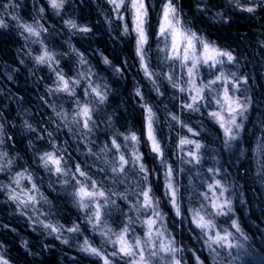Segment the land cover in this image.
Returning a JSON list of instances; mask_svg holds the SVG:
<instances>
[{"label":"trees","instance_id":"1","mask_svg":"<svg viewBox=\"0 0 264 264\" xmlns=\"http://www.w3.org/2000/svg\"><path fill=\"white\" fill-rule=\"evenodd\" d=\"M197 2L179 0L184 16L200 34L233 51L238 57L239 68L229 66L230 70L249 78L248 84L242 85V88H247L246 95L251 98L252 104L247 113L248 118L244 121L245 131L232 148L225 147L222 131L207 116L208 111L214 110V105L208 108L202 105L200 112L181 111L186 94L172 89L166 81L160 82L164 95H156L140 70L133 38L122 35L119 22L112 19L111 6L107 0H70L60 16L53 14L46 0H15L18 5L16 9L0 10L8 24L6 29H0V123L4 125L2 138L5 141L2 150L8 151V158L15 157L12 169L0 172V185L11 183L13 172L28 169L34 180L22 181L21 186L30 188L32 183H36L39 189L33 193L38 203L27 209L18 208L8 200L7 192L0 190V242L11 264H97L94 257L80 251V246L87 238L94 246L103 247L102 238L85 222L84 213L78 209L71 195L72 187L56 183L55 178L50 179L37 162L36 153L38 150L41 153L53 150L55 141L56 147L62 149L61 152L68 158L70 166L81 163L94 179L101 180L112 191L129 189L135 177H129L123 184H115L107 165L97 155L89 154L87 148L91 147L93 153H98L107 139L105 133L114 135L115 130L123 131L125 127L138 133L143 131L144 113L141 104L144 101H138L133 95L136 84L142 88L145 101L157 111L159 138L164 143L165 155L170 163L180 169L190 167L183 162V153L176 146L177 134H186V129L170 121L167 114L173 112L179 114L186 124L200 131L201 135L193 138L206 145L203 167L223 165L226 170V183L232 185L230 191H233L234 218L238 219L244 235L248 237L245 240L237 236L233 240L234 244L239 242L243 247L228 250L233 256L230 264H264V172L261 170L264 156L256 151L257 145L264 140V7L257 8L255 13H247L230 5L228 0H207L203 5L205 12L202 13L195 7ZM153 3L156 5L151 16L154 30L160 0H153ZM242 3H248V0H242ZM41 6L46 9L43 13L39 12ZM9 12L18 16L19 21L12 20ZM218 12L223 13V18L217 16ZM106 18L112 19V23L109 24ZM68 19L87 25L92 31L79 33L68 29L64 24ZM36 22L47 27L48 32H41L39 38L31 39H26V34L21 35L18 23ZM37 39L56 54L61 63L54 67L62 73L78 77L80 72L91 71L94 82L107 84L110 88L108 102L97 113L99 128L87 140L80 130L75 135L70 133L65 127L66 122L56 116L58 111L71 112L75 104L66 94L48 91L49 88H55L56 78L48 66L37 65L33 59L42 48L41 44L34 42ZM151 43L150 63L159 71L165 67L162 63L163 54H157L155 40ZM28 49H31V55ZM73 49L85 54L87 65L79 63V57ZM101 56L108 57L112 66L105 65ZM115 67L125 71L116 73ZM180 75L182 72L177 69V77ZM204 104H209V101H204ZM113 114H118L117 118H113ZM25 120L36 131L25 129ZM49 132L52 133L51 137L48 136ZM37 134L44 139L37 140ZM141 150L145 153V162L158 174L152 177V183L156 195L161 197L160 206L166 216V227L177 243L184 246L186 264H194L189 250L202 256H208L209 253L196 232L189 231L194 227L189 220L175 216L167 198L163 196L162 168L147 147ZM206 176L205 173L202 177H195L194 173L185 174L183 171L177 174L181 191L187 189L184 200L187 207L196 203L189 179L194 178L198 188ZM129 195H132L131 191ZM41 196L48 203L40 199ZM119 203L122 202L118 200ZM25 211L27 215L22 214ZM124 212H127L126 208ZM29 217L57 225L79 223L82 231L79 234L64 231L60 239H56L54 235L48 234L47 229L33 225ZM123 219L124 213L113 206L109 224L118 229ZM136 228L139 233V225ZM63 239H68L69 243H62ZM25 240L27 247L24 246ZM106 250L110 252L111 246ZM220 252L222 260L229 264L224 250Z\"/></svg>","mask_w":264,"mask_h":264},{"label":"snow or ice","instance_id":"2","mask_svg":"<svg viewBox=\"0 0 264 264\" xmlns=\"http://www.w3.org/2000/svg\"><path fill=\"white\" fill-rule=\"evenodd\" d=\"M69 3L70 0H46L48 8L56 16H60ZM107 3L111 6L112 19L119 22L122 35L133 38L140 70L144 78L151 83L156 95H164L160 82L166 81L172 89L186 94V102L181 105V111L200 112L202 105L205 108L214 105V110L208 111L207 116L222 131L225 147L232 148L238 143L245 131L244 121L248 118L247 113L252 101L246 95L247 88H242V85L248 84L249 78L238 75L229 68H239L238 57L233 51L200 34L184 16L179 0H160L154 30L151 25L152 9L156 7L153 0H107ZM206 3L207 0H198L195 7L203 13V5ZM228 3L247 13H255L257 8L264 7V0H248V3H242V0H228ZM17 7L15 0H7L6 3L0 0V10ZM45 11L43 6L39 8L40 13ZM8 14L12 20L19 21L18 16L12 15L11 12ZM217 16L223 18V13L218 12ZM112 19H107V22L111 24ZM64 24L66 28L79 33L92 31L87 25H80L72 19L65 20ZM17 26L22 30V36L26 34V39L39 38L41 32H48V28L38 22L18 23ZM7 27L3 11H0V29ZM154 40L157 42L156 52L158 55L163 54L162 63L165 66L159 71L150 63L151 42ZM34 42L42 45L40 53L33 57L35 63L48 66L56 78L55 88H49L48 91L66 94L75 104L71 112L58 111L57 116L66 123L78 125L81 135L87 140L89 135L99 128L97 113L109 100V86L94 82V74L91 71L80 72L78 77L62 73L54 67L61 63L56 54L50 51L42 40L37 39ZM28 52L31 55V49H28ZM73 52L79 57L81 65L88 64L83 52L77 49H73ZM101 59L105 65L112 66L108 57L101 56ZM177 69L182 72L179 78ZM202 69L211 78L206 79ZM114 70L116 73L125 71L121 67H115ZM132 91L138 101H144L141 104L144 113L143 131L138 133L125 127L123 131L115 130L114 135L105 133L107 139L99 152L93 153L92 149H89L90 154L97 155L107 165L115 184H123L129 177H135L129 189L112 191L101 180L94 179L81 163H73L71 171L67 172V168L62 167L64 159L58 155L62 149L52 146L53 150L45 153L47 165L54 167L57 174L63 175L67 172L70 178L65 183L73 189L71 195L74 203L84 213L85 222L102 238L103 247L94 246L85 238L80 251L94 257L97 264H186L184 246L177 243L175 236L166 227V216L160 206L161 197L156 195L152 183V177L158 174L145 162V153L141 150L142 147H147L155 162L162 168L163 196L167 198V203L171 205L175 216L189 220L194 226L189 231L196 232L209 253L208 256H202L189 250L194 264H225L220 250H224L230 264L233 256L228 250L243 247L239 242L234 244L233 240L237 236L245 240L248 237L244 235L238 219L234 218L233 191H230L231 183H226V170L223 165L203 167V150L206 145L193 138L199 137L200 131L186 124L179 114L173 112L167 114L170 121L186 129V134H177L176 146L183 153V162L190 167L180 169L170 163L165 155L164 143L159 138L157 111L145 101V94L139 84H136ZM84 97L89 99L85 100ZM206 100L209 104H204ZM117 116L118 114H113V118ZM109 127L111 128L110 120ZM3 128V123H0V136L3 134ZM4 142L0 139V144ZM256 151L264 156V140L257 145ZM261 170L264 172V163ZM3 171V165H0V172ZM181 171L185 174L194 173L195 177L207 174L198 188L194 178L189 179V186L193 189L196 199L192 207L184 204L187 189L182 192L177 181V174ZM32 179L31 176L17 173V179L14 181L17 188L0 185V190L10 191L8 200L18 208L27 209L38 203L37 196L33 194L38 191L37 184L32 183L30 188L21 186L22 181ZM129 191L132 192L131 196ZM40 199L48 203L45 197L41 196ZM118 200L122 203L118 204ZM113 206L124 213V219L118 229L109 224ZM125 208L127 212H124ZM22 214L27 215V212ZM29 219L33 225L47 229L48 234L54 235L56 239H60L64 231L75 234L82 231L79 223L66 226L46 223L32 217ZM137 225L140 227L139 233ZM61 242L69 243L68 239ZM109 245L112 248L110 252L106 250ZM0 264H11L2 242Z\"/></svg>","mask_w":264,"mask_h":264},{"label":"clouds","instance_id":"3","mask_svg":"<svg viewBox=\"0 0 264 264\" xmlns=\"http://www.w3.org/2000/svg\"><path fill=\"white\" fill-rule=\"evenodd\" d=\"M56 116H57V114H56ZM24 127H25V129H27L29 131H36L34 126L31 123H29L27 120L24 121ZM65 127H67L68 131L70 133H73L74 135L76 134L77 131L80 130L78 125L71 124V123H66ZM3 130H4V128H3ZM48 136L51 137L52 133L49 132ZM0 139H3L2 136H0ZM36 139L37 140H42V139H44V137H42L39 134H37V138ZM4 143L0 144V165H3V168H4L3 172H6V171L12 169L15 157L8 158L9 157L8 151L7 150H2ZM29 143L31 144L32 141H29ZM53 146L56 147L55 141H53ZM56 148L59 149L58 147H56ZM89 149H92V148L91 147L87 148L88 153H89ZM51 151L52 150H48V151H43L41 153L38 150L37 153H36L37 162L44 169V171L48 174L50 179L55 178V182L56 183H59L61 185H64L65 187H68V185H66L65 181L70 178L68 176V174H67V172L71 171V166L69 164V160H68L67 157H65L63 155L62 152H58V155L64 159V165H62V167H66L67 168V172L65 174H63V175L57 174L55 169H54V167H51V166L47 165V158L45 156V153L46 152H51ZM17 173H21V174H24V175H27V176H31L33 178L32 181L34 180L33 174L31 172H29L28 169H25L24 171H15V172H13L12 175H11V183L5 184V185H11L12 188H17V185L14 184V181L17 179ZM49 186L51 187V184H49ZM5 191L7 192L8 196L11 194L10 191H8V190H5ZM38 191H39V189H38ZM24 246L27 247V241L26 240L24 241Z\"/></svg>","mask_w":264,"mask_h":264},{"label":"rangeland","instance_id":"4","mask_svg":"<svg viewBox=\"0 0 264 264\" xmlns=\"http://www.w3.org/2000/svg\"><path fill=\"white\" fill-rule=\"evenodd\" d=\"M230 68H231V67H230ZM201 71H202V73L205 75L206 79L211 78L210 75H208V73H207L204 69H202ZM180 72H181V71H180Z\"/></svg>","mask_w":264,"mask_h":264}]
</instances>
